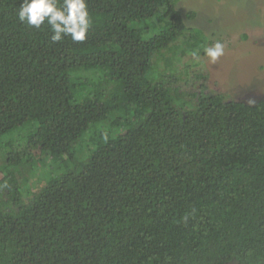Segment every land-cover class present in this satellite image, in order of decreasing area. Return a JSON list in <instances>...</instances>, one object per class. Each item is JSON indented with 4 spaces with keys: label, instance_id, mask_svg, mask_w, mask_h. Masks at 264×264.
Segmentation results:
<instances>
[{
    "label": "trees",
    "instance_id": "1",
    "mask_svg": "<svg viewBox=\"0 0 264 264\" xmlns=\"http://www.w3.org/2000/svg\"><path fill=\"white\" fill-rule=\"evenodd\" d=\"M178 1L87 0L52 43L0 0V264H264V100L172 89Z\"/></svg>",
    "mask_w": 264,
    "mask_h": 264
},
{
    "label": "rangeland",
    "instance_id": "2",
    "mask_svg": "<svg viewBox=\"0 0 264 264\" xmlns=\"http://www.w3.org/2000/svg\"><path fill=\"white\" fill-rule=\"evenodd\" d=\"M177 8L191 31L177 47L165 51L170 70L165 71V60L157 64L172 89L188 96L223 95L227 101L249 105L263 101L264 0H179ZM217 41L224 44V55L213 63L204 49ZM193 52L199 53L198 59ZM3 137L7 143L14 140L12 134ZM42 181L37 177L30 188L38 190Z\"/></svg>",
    "mask_w": 264,
    "mask_h": 264
},
{
    "label": "clouds",
    "instance_id": "3",
    "mask_svg": "<svg viewBox=\"0 0 264 264\" xmlns=\"http://www.w3.org/2000/svg\"><path fill=\"white\" fill-rule=\"evenodd\" d=\"M17 16L20 23L31 28L39 29L47 24L52 43L61 42L65 37L73 42H85L91 27L87 0H62V3L60 0H22ZM204 54L214 63L224 55V44L217 41L206 47ZM192 55L194 59L199 58L198 52Z\"/></svg>",
    "mask_w": 264,
    "mask_h": 264
}]
</instances>
